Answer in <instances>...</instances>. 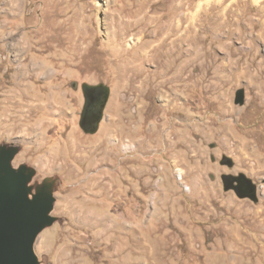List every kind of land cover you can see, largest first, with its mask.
<instances>
[{"label": "rangeland", "instance_id": "rangeland-1", "mask_svg": "<svg viewBox=\"0 0 264 264\" xmlns=\"http://www.w3.org/2000/svg\"><path fill=\"white\" fill-rule=\"evenodd\" d=\"M2 152L37 264H264V0H0Z\"/></svg>", "mask_w": 264, "mask_h": 264}, {"label": "water", "instance_id": "water-1", "mask_svg": "<svg viewBox=\"0 0 264 264\" xmlns=\"http://www.w3.org/2000/svg\"><path fill=\"white\" fill-rule=\"evenodd\" d=\"M106 100L107 94L101 107ZM99 123L100 116L85 131L95 132ZM11 158L0 154V264H37L34 245L52 206L45 194L30 198L27 176L11 168Z\"/></svg>", "mask_w": 264, "mask_h": 264}, {"label": "flooded vegetation", "instance_id": "flooded-vegetation-1", "mask_svg": "<svg viewBox=\"0 0 264 264\" xmlns=\"http://www.w3.org/2000/svg\"><path fill=\"white\" fill-rule=\"evenodd\" d=\"M96 103H97L96 99H93V100H89V101H88V104H89V105H92V106H94V107L96 106ZM95 109H97V107H95ZM242 184L244 185L243 182H242ZM245 184H246V185H245V188H244V189H247L246 187L248 186V184H247L246 182H245ZM238 190L240 191V193H241V192H245V190H243L241 186L239 187ZM247 190H248V192H249V189H247ZM242 196H243V195H242ZM251 196H252V195H251Z\"/></svg>", "mask_w": 264, "mask_h": 264}]
</instances>
